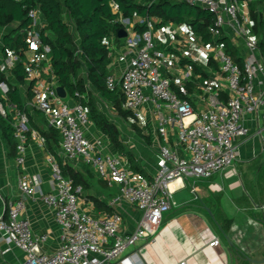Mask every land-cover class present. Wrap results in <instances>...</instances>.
I'll use <instances>...</instances> for the list:
<instances>
[{
  "label": "built area",
  "instance_id": "obj_1",
  "mask_svg": "<svg viewBox=\"0 0 264 264\" xmlns=\"http://www.w3.org/2000/svg\"><path fill=\"white\" fill-rule=\"evenodd\" d=\"M178 1L214 16V23L208 29L214 42H204L187 25L157 27L160 22L150 18L125 19L115 3L113 12L119 14L117 22L124 26L127 37L123 44L115 42L113 36L114 43L104 41L113 63L124 67L120 79L111 70L106 86L111 92L122 94L124 109L133 122L147 127L143 110L152 105L158 132L165 140L176 128L180 152L170 145L162 146L157 154L158 170L152 180L130 171L125 160L109 152L102 140L93 142L88 138L86 127L91 119L87 108L78 101L71 106L59 96L60 86L54 71L52 81L43 82L45 65L51 63V49L42 41L39 11L30 12L32 25L26 38L24 68L26 80L34 84L32 108L45 117L49 128L60 134L61 152L70 159H81L109 185H120L121 200L137 206L142 218L134 232L122 234V217L118 213L94 218L82 212L79 207L82 187L72 178L64 177L51 156L55 189L42 192V179L21 171L18 179L21 196L0 215V235L6 244L25 255L24 264H110L129 247L157 234L164 215L176 207L169 188L171 183L188 177L210 179L235 164L239 147L250 134L245 125L248 117L257 121L264 144L261 136L264 132V54L260 46L264 39V0ZM144 25L145 31L139 32L138 28ZM227 42L238 52L242 64L231 56ZM78 55H82L80 47ZM18 60L15 51L3 46L0 73L9 81L13 80ZM215 70L219 77L210 79L209 74ZM0 92L6 98L9 86L2 83ZM199 93L200 100L206 101L203 112L195 105L194 96ZM11 113L16 164L22 169L29 118L16 106L9 105L7 109L0 101V114L7 118ZM36 196L55 210L56 222L61 228L59 248L53 254L42 251L49 237L35 235L28 221L21 217L28 199ZM219 244L215 239L210 247ZM138 260V255L133 254L124 263L137 264Z\"/></svg>",
  "mask_w": 264,
  "mask_h": 264
},
{
  "label": "crops",
  "instance_id": "obj_2",
  "mask_svg": "<svg viewBox=\"0 0 264 264\" xmlns=\"http://www.w3.org/2000/svg\"><path fill=\"white\" fill-rule=\"evenodd\" d=\"M39 24V30L43 32L47 27V20L42 14L39 15ZM72 27L78 49L81 47L80 38L75 27ZM7 29L10 30L9 33ZM12 31L13 28H0V54L5 36ZM112 36L107 39L109 42L124 43L123 39L119 37L116 39L115 36L113 37L116 40L113 41ZM175 37L179 38L178 35ZM45 66L47 67L43 70L42 80L44 83H50L54 71L53 66L52 63ZM123 68V65L117 62L111 67L119 79ZM216 74V70L213 74H209L210 79H217L219 75ZM83 78L86 80L87 74H83ZM10 82L12 86L20 89L25 106L22 112L29 118V133L26 141L25 165L19 169L16 164L17 151L15 152L7 145L0 129V215L5 213L10 204L16 202L21 196L18 184L21 171L29 175H38L42 179L40 187L42 192L49 193L55 189L50 164L51 156H53L64 177L69 178L68 173L70 172L79 174L82 182L80 186L83 189L79 200L82 212L94 218H104L109 214L118 213L122 217L120 233L134 232L142 218V213L137 206L121 200L120 185H109L102 179V181L99 180V186L102 187L100 190L94 180L97 173L88 169L90 166L85 165L81 159L66 157L60 150L61 142L57 145L54 139H47L45 136L49 135L50 128L45 117L32 108V98L28 96L34 84L27 80L25 85L19 86L14 79ZM86 90L88 93L92 92L98 109L110 123L118 128L120 141L126 153L133 156L134 162L131 163L126 154L117 151L109 137L101 132L92 120L86 127L88 138L93 142L102 140L109 152L125 160L130 171L140 173L152 180L158 170L159 149L170 145L180 152L177 145L176 128L165 140L158 132L152 105H147L143 110L147 127L142 128L135 125L136 129L141 132L139 135L131 127L134 124L133 121L124 120L113 105L100 93L92 90L87 83ZM200 96V93L196 94L194 100L198 111L203 112L206 110V101L204 98L200 100ZM66 102L74 106L77 100L68 95ZM245 125L250 134L247 140L240 145L239 156L235 164L210 179L188 177L171 183L169 188L176 207L164 215L157 234L149 240L129 247L119 259L110 264H126L124 262L128 261L133 254L139 257L137 264H240L248 262L240 257L233 247L240 249L252 260H264V144L258 134L257 121L253 117H248ZM33 133H37V136L34 137ZM261 136L264 137V132ZM60 140H62L61 136ZM114 201L117 202L114 203ZM21 217L28 221L35 235L49 237L48 242L42 246L45 254H53L58 250L61 228L56 222L55 210L52 207L47 206L39 196H36L28 199ZM215 239L219 240V246L210 247ZM24 262L25 255L19 249L6 244L0 235V264H24Z\"/></svg>",
  "mask_w": 264,
  "mask_h": 264
},
{
  "label": "trees",
  "instance_id": "obj_3",
  "mask_svg": "<svg viewBox=\"0 0 264 264\" xmlns=\"http://www.w3.org/2000/svg\"><path fill=\"white\" fill-rule=\"evenodd\" d=\"M113 3L119 6V14L125 19L133 21L135 18H150L160 22L157 27L168 24L187 25L204 42H214L208 30L214 23V16L178 0H0V28H13V31L5 36L4 46L19 55L12 76L18 86L25 85L24 62L28 50L26 38L32 25L30 12L37 10L46 18L47 27L41 36L43 43L51 49V63L57 84L66 90L70 98L76 99L89 110L90 119L97 128L109 137L117 151L126 154L133 163V156L126 153L120 141L118 128L110 123L98 109L92 92L88 93L86 90L87 83L92 87V90L100 93L104 99L111 103L124 120L133 121L130 113L123 107L122 94L111 92L106 86V79L111 73L113 60L104 41L111 35L118 39L119 32L124 28L117 22L119 14L113 12ZM72 26L75 27L80 38L81 56L78 55ZM145 29L144 25L139 27L138 31L143 32ZM227 44L231 56L242 64L238 52L232 48L230 42ZM260 46L264 54V39L260 42ZM198 72L201 73V71ZM83 74H87L86 80L83 78ZM2 83L9 86V92L6 98L1 96L0 92V101L7 109L9 105H14L18 110L24 111L25 106L19 87L12 86L7 76L0 73V85ZM28 96L32 98L31 91L28 92ZM12 122L13 113L7 118L0 114V129L3 137L7 145L16 152ZM135 125L134 123L131 127L141 135ZM58 134L57 131L50 128L49 135L45 136L47 139H54V143L59 145L61 140ZM50 151L52 152V149ZM68 174L77 186L82 185L79 174L75 172Z\"/></svg>",
  "mask_w": 264,
  "mask_h": 264
},
{
  "label": "water",
  "instance_id": "obj_4",
  "mask_svg": "<svg viewBox=\"0 0 264 264\" xmlns=\"http://www.w3.org/2000/svg\"><path fill=\"white\" fill-rule=\"evenodd\" d=\"M119 39H124L127 37V32L125 30H121L118 34ZM57 92L59 94V96L62 99H66L68 94L66 92V90L63 87H58ZM264 224V223H263ZM233 249L238 252L239 256L242 257L243 259L248 260V262H250L251 264H264V260L262 261H254L252 259H250L248 256H246L240 249H238L237 247H233Z\"/></svg>",
  "mask_w": 264,
  "mask_h": 264
},
{
  "label": "rangeland",
  "instance_id": "obj_5",
  "mask_svg": "<svg viewBox=\"0 0 264 264\" xmlns=\"http://www.w3.org/2000/svg\"><path fill=\"white\" fill-rule=\"evenodd\" d=\"M7 31H8V33H9V29H7ZM88 169H90L91 171H93L94 172V170L91 168V167H88ZM94 180H95V182L97 183V185H98V188L100 189V190H102V187L101 186H99V180H101L102 181V179H101V177L99 176V175H97L96 174V176L94 177ZM107 194H108V192H106ZM254 261H257V260H254ZM240 264H251L250 262H246V263H240Z\"/></svg>",
  "mask_w": 264,
  "mask_h": 264
}]
</instances>
